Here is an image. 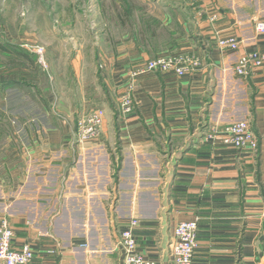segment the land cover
I'll return each mask as SVG.
<instances>
[{
	"label": "crops",
	"instance_id": "obj_1",
	"mask_svg": "<svg viewBox=\"0 0 264 264\" xmlns=\"http://www.w3.org/2000/svg\"><path fill=\"white\" fill-rule=\"evenodd\" d=\"M154 7L177 44L156 56L193 55L201 62L194 72L140 76L138 107L124 114L125 77L151 55L132 34L118 38L106 28L90 44L99 45L93 59L80 41L73 55L48 58L51 110L5 139L0 218L15 229L16 248L36 252L32 264H124L119 236L133 219L139 251L156 264H172L174 230L193 220V264H264V69L249 82L234 73L241 54L264 50L255 31L264 0H154ZM233 35L240 51H221L217 37ZM91 104L106 114L102 139L75 143ZM245 120L257 150L205 140L213 128Z\"/></svg>",
	"mask_w": 264,
	"mask_h": 264
},
{
	"label": "built area",
	"instance_id": "obj_2",
	"mask_svg": "<svg viewBox=\"0 0 264 264\" xmlns=\"http://www.w3.org/2000/svg\"><path fill=\"white\" fill-rule=\"evenodd\" d=\"M255 31L258 36L264 35V19L255 21ZM217 47L223 52H238L241 49L242 41L236 35L217 37ZM44 63V56L40 58ZM200 60L188 54H175L158 56L146 61L137 69L128 72L125 77V89L120 95L121 110L124 114L133 112L138 107L136 100L137 82L140 76L159 72L162 74H174L183 77L195 71L200 66ZM264 69V50L254 49L240 55L234 67V73L242 81L249 82L254 75ZM55 102L53 111L61 115V111ZM103 109H91L78 121L75 130V143L89 144L97 143L102 139V127L105 119ZM34 130V126H31ZM36 130V129H35ZM34 130V131H35ZM220 141L237 150H257L258 139L253 131L252 123L249 120L232 123L222 131L212 129L205 140ZM140 225L139 220L133 219L127 228L120 233V250L123 254L124 264H156L147 259L138 249L135 231ZM198 222L184 221L179 223L174 230V244L172 246V264H193L197 242ZM15 229L7 218H0V264H32L36 258V252L30 244L21 248L14 245ZM264 260V253L262 255Z\"/></svg>",
	"mask_w": 264,
	"mask_h": 264
},
{
	"label": "rangeland",
	"instance_id": "obj_3",
	"mask_svg": "<svg viewBox=\"0 0 264 264\" xmlns=\"http://www.w3.org/2000/svg\"><path fill=\"white\" fill-rule=\"evenodd\" d=\"M132 1L140 7L145 6L149 12L153 13L155 9L154 0ZM113 5V0H0V42L15 44L37 54L38 61L42 66H46L45 61L48 63V58L57 60L62 54L68 57L73 55L75 50L79 48L80 42L85 59L86 56L93 59L95 53H98L94 47L98 48L99 45L90 44L94 40L101 41L104 38L103 32H106V28L111 29L106 16L112 15ZM102 6L105 8V14ZM113 34L119 38L122 32H118L115 28ZM101 46L104 50L105 46ZM101 48H99V52L102 50ZM42 54L44 63L40 61ZM3 58L6 57L0 55V60ZM56 71L58 70H52L54 73ZM11 77H15L14 73L12 74L10 70L0 67V88L2 81ZM19 93L25 96L22 102L17 101ZM33 100L35 99L26 94L25 91L16 92L14 90L12 93L0 91V113L11 118V127L17 136L26 133L27 127L30 128L27 120L23 124L21 119L12 120V117L16 116L17 105L23 106V110L31 106L33 111L30 113L36 117L40 113L38 110L40 107L39 102L36 103ZM89 108L88 111L98 109L93 108V104L89 105ZM100 109L102 108L100 107ZM24 112L27 113L28 111L24 110ZM7 122L5 119H0V159L3 150H6L4 146L7 142L3 136L8 129Z\"/></svg>",
	"mask_w": 264,
	"mask_h": 264
},
{
	"label": "trees",
	"instance_id": "obj_4",
	"mask_svg": "<svg viewBox=\"0 0 264 264\" xmlns=\"http://www.w3.org/2000/svg\"><path fill=\"white\" fill-rule=\"evenodd\" d=\"M113 2L112 15L106 16L108 17L109 26L113 29L116 28L122 34H132L136 44L138 46L142 44L143 48L150 53V59L156 58L158 49L162 47L168 48L172 52L176 50L177 44L168 40L173 34L170 36V33L161 26L160 20L155 18L153 13L149 12L145 6L140 7L132 0H113ZM102 8L104 12V6ZM159 36L164 37L166 40L165 45L161 46L156 42ZM0 55L6 57L0 60V67L5 70H10L15 75V77H11L1 83L0 91L3 93H8V91L12 93L14 90L16 92L25 91L26 94H29L35 99L33 101H36V103L39 102L40 107L38 109L40 113L34 117L30 113L33 111L31 106L28 109H24L28 111L26 113L22 109L23 106L19 107L17 105L16 116H13L12 120L21 119L20 121L23 124L26 120L41 119L45 115L46 110H51V105L48 100L53 94V85L50 82V70L45 69L40 64L37 54L20 48L15 44H3L0 42ZM45 62L47 63V61ZM41 84L43 85L42 87ZM24 98L25 96L19 93L17 101L22 102ZM0 119L8 121V129L4 132L5 135L3 137L8 140L13 138L15 133L11 127V118H7L6 115L0 113Z\"/></svg>",
	"mask_w": 264,
	"mask_h": 264
}]
</instances>
